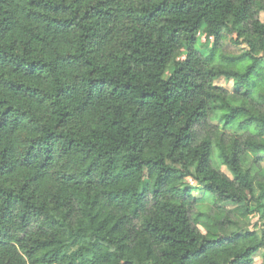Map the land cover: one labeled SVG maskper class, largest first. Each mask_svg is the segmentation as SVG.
Listing matches in <instances>:
<instances>
[{
    "label": "trees",
    "instance_id": "16d2710c",
    "mask_svg": "<svg viewBox=\"0 0 264 264\" xmlns=\"http://www.w3.org/2000/svg\"><path fill=\"white\" fill-rule=\"evenodd\" d=\"M258 9L0 0V264H264Z\"/></svg>",
    "mask_w": 264,
    "mask_h": 264
},
{
    "label": "rangeland",
    "instance_id": "374dc122",
    "mask_svg": "<svg viewBox=\"0 0 264 264\" xmlns=\"http://www.w3.org/2000/svg\"><path fill=\"white\" fill-rule=\"evenodd\" d=\"M256 16L261 22L264 23V11L259 10V9L256 10ZM200 37H201V34H200ZM234 38H235L234 35H227V37L222 41V49L224 51H227L229 53H238L243 48H246V45L241 43V42L235 43L234 42ZM213 84L215 86H217L221 90H226L228 92L236 91L232 81L231 80H226L223 77H219V78L215 79L213 81ZM217 128H218V123L215 122V121H211V120H206V121L198 124L195 127L197 140H201L203 137H206L207 135H210L213 132V130H215ZM227 132L228 133H232L230 131H227ZM221 170L223 172L229 174L225 168L222 167ZM187 184L188 185H185V186H189V187L192 188V194L194 196L193 198L195 199V201H193L192 211H190V214L193 215L194 213L197 212L196 206L198 207L200 204H205L207 202L202 197L203 192H202V188L201 187H199L197 184H195L194 182H192L190 180H187ZM152 204H153V199L148 198V203H147V206H146L147 211H149V209L151 208ZM223 206L226 209L230 210L235 205L232 204V203H224ZM212 209L215 210L216 208H212ZM213 210L210 211V213H212ZM251 218H252L251 221L255 222V220H256L255 215H253ZM250 226L252 227V224ZM32 227H35V225H33ZM199 227L203 230V228L200 225H199ZM253 258H254L255 261H259L261 259V252L259 251L256 254H254Z\"/></svg>",
    "mask_w": 264,
    "mask_h": 264
}]
</instances>
